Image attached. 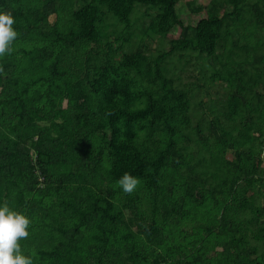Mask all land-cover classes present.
Returning <instances> with one entry per match:
<instances>
[{
	"label": "trees",
	"instance_id": "16d2710c",
	"mask_svg": "<svg viewBox=\"0 0 264 264\" xmlns=\"http://www.w3.org/2000/svg\"><path fill=\"white\" fill-rule=\"evenodd\" d=\"M182 1L0 0L18 33L0 57V206L30 218L33 264H264V0H187L192 21ZM137 4L157 56L108 41ZM186 52L222 66L207 134L167 68Z\"/></svg>",
	"mask_w": 264,
	"mask_h": 264
},
{
	"label": "rangeland",
	"instance_id": "374dc122",
	"mask_svg": "<svg viewBox=\"0 0 264 264\" xmlns=\"http://www.w3.org/2000/svg\"><path fill=\"white\" fill-rule=\"evenodd\" d=\"M186 3L187 0L182 1L179 4V9L186 19L192 21L195 18L192 17ZM154 14V10H149L145 6L137 4L129 32H125L124 28L114 18L109 17L106 29V32L110 34L108 41L113 42L117 47L120 43H116L115 40L121 35H126L129 38V43L124 45V52L140 49L148 56H157L168 48V42L159 36L147 35V27L153 20ZM255 41L264 42L263 30H259ZM244 44V41H242L241 45ZM235 52L237 54L245 53V51L239 49H236ZM117 53L116 58L120 59L122 52ZM235 59L238 61L239 58ZM166 63L169 75L175 80L176 85L186 90L191 97L192 126H200L207 134V123L217 116L221 117L224 110L222 104L226 94L225 84L219 80H212L215 71L221 69L222 66L189 52L183 53V57L178 54L174 55L168 58Z\"/></svg>",
	"mask_w": 264,
	"mask_h": 264
},
{
	"label": "clouds",
	"instance_id": "9594fccd",
	"mask_svg": "<svg viewBox=\"0 0 264 264\" xmlns=\"http://www.w3.org/2000/svg\"><path fill=\"white\" fill-rule=\"evenodd\" d=\"M14 24L15 18L11 11H0V57L10 54L11 46L17 39ZM3 71V66H0V73ZM117 183L124 193L132 194L140 181L125 172ZM30 225V218L23 212L14 210L7 202L0 206V264H33L31 255L24 253L20 243L29 237Z\"/></svg>",
	"mask_w": 264,
	"mask_h": 264
},
{
	"label": "built area",
	"instance_id": "2783aa9c",
	"mask_svg": "<svg viewBox=\"0 0 264 264\" xmlns=\"http://www.w3.org/2000/svg\"><path fill=\"white\" fill-rule=\"evenodd\" d=\"M263 157H264V154H263Z\"/></svg>",
	"mask_w": 264,
	"mask_h": 264
}]
</instances>
